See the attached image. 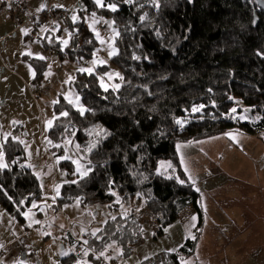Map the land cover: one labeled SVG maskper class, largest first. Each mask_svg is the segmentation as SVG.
<instances>
[{"label":"trees","instance_id":"obj_1","mask_svg":"<svg viewBox=\"0 0 264 264\" xmlns=\"http://www.w3.org/2000/svg\"><path fill=\"white\" fill-rule=\"evenodd\" d=\"M81 2L88 13L111 18L121 33L115 39L119 54L111 60L123 80L117 81L118 91L111 87L105 91L99 76L108 66H99L91 75L77 71L72 85L90 111L81 116L64 96L54 104L49 152L63 154L64 141L72 139L80 146L78 153L85 165L90 162L94 169L86 179L66 173L58 202L142 203L159 216L163 232L178 218L179 197L192 198L200 211L199 194L181 167L178 142L225 132L240 122L237 112L242 108L249 111L241 128L264 131V11L254 0H159L158 10L150 0H138L136 5L120 0L117 12L98 8L93 0ZM145 14L146 19L140 21ZM68 30L72 36L64 49L60 42L51 46L44 39L46 47L55 48L61 60L91 59L99 46L95 34L83 21L69 22ZM28 60L36 73L34 83L42 82L46 61ZM200 105H204L202 111H191ZM234 107L235 114L231 113ZM63 111L69 115L61 116ZM178 119L185 122L183 127L176 124ZM90 143L97 147L88 152ZM3 150L9 167L0 170V207L25 224L22 213L43 197L41 183L24 164L26 152L20 141L7 138ZM162 162L172 166L164 168ZM62 165L72 171L69 160ZM101 229L97 235L102 239L86 236L89 243L79 245L80 251L63 257L59 264H103L107 259L96 257L112 241L123 250L120 256L129 257L144 232L134 210L109 219ZM70 242L77 241L71 236ZM197 242L198 236L188 239L177 252L165 251L141 264H182L183 258L194 253Z\"/></svg>","mask_w":264,"mask_h":264},{"label":"rangeland","instance_id":"obj_2","mask_svg":"<svg viewBox=\"0 0 264 264\" xmlns=\"http://www.w3.org/2000/svg\"><path fill=\"white\" fill-rule=\"evenodd\" d=\"M23 3L25 14L32 23L23 29H28V34L32 38L26 44H22L19 40L21 32H16L10 40V46L5 45L3 48L4 58L6 56L10 60L6 61L5 65L7 68L19 70L15 63L11 62L12 54L20 50L32 52L33 56L38 58L45 57L42 59L47 63L45 79L38 83H34L32 79L24 88L20 83L16 85L15 78L10 82L3 81L0 70L1 109L2 111L5 109L7 115H9L7 112L11 113L16 124L22 126L16 137L24 144L26 151L24 164L31 167L38 176L43 197L34 201L37 207L32 208V204L28 207L25 213H28L29 209L31 212L27 217L25 216V224L0 207V244L4 245L0 248V262L14 264L15 261H12L10 256L15 254L16 261H23L24 264H59L65 257L63 253L67 252L69 255L80 251L79 245L84 244L86 236H93L92 232L101 229L105 221L118 215H125L137 205L121 203L119 206L107 204L87 206L79 202H58L57 197L55 201L51 199L56 196V187L59 186L60 189L67 179L66 173L75 175V179L79 177L75 174L77 164L73 161L85 165L78 153L77 143L72 139L64 141L63 154L56 156L49 152L48 131L56 118L54 104L60 96L64 98L67 96L73 100L76 96L80 97L72 85L80 68H92L93 72H97L99 66H108V70L99 77H104L105 85L109 87L111 84H119L117 83L119 78L113 75L109 80L106 74L119 73L122 76V72L112 64V57L108 56L109 44L113 43L112 38L115 35L113 31L115 26L113 24L109 27L104 21L111 22L113 21L111 18L96 14V19L100 22L94 25L95 31H93L89 27L92 23V13L84 10L81 0H23ZM42 3L46 4V8L37 12L36 9ZM56 5L64 7H54ZM52 9L66 10L69 22L76 24L83 21L95 36L96 32H99L100 39H97L99 46L91 59L78 63L68 62L61 60L54 50H46L43 47L40 41L42 36L40 38L39 34L42 28L53 32L54 42L69 39L68 29L60 25L48 28L49 21L45 19L43 13ZM73 15L79 17L75 23L71 20ZM34 23L37 24L38 31H34ZM15 27L13 20L12 28ZM101 39L106 43L101 44ZM48 40H51V35ZM61 47L65 48L63 44ZM93 60L97 61L95 65ZM100 60L106 63L100 64ZM23 67L34 72V68L28 62H25ZM79 104H81L80 100ZM244 110L242 108L241 112H237L238 118L245 116ZM49 121H52L51 126L48 124ZM239 121L246 122L245 119ZM240 122L220 134L189 142H178L177 146L180 147L177 148V152L181 167L193 188L196 191L197 188L199 189L197 192L202 209L200 213L197 212L196 220L192 225H187L186 228L188 232L191 228L195 227L196 232L200 228L203 229L202 234H212L217 236V239L221 238L218 243L220 252H226V247L229 245L230 247L242 245L246 251L243 253L256 250L264 256V131L254 133L245 131L241 128ZM228 133L235 138H230ZM64 160L71 162L72 171L66 166H61ZM4 161L6 162L5 157ZM162 167H167L166 162L162 163ZM190 176L195 183L189 179ZM143 209L150 213L146 208ZM137 210L142 209L137 208ZM151 215L154 214L150 213ZM37 220L40 221L39 224L34 222ZM142 222L144 232L135 244L133 254L122 257L116 251V246L110 248L106 254L111 257L107 259L109 264H140L142 260L157 257L165 251L174 249L175 251L172 252H177L183 246L184 230L178 222L174 221L165 227L163 232H160L161 226L157 217L154 220L146 217ZM71 236L76 239L75 244L70 242ZM79 241L81 244H78ZM4 249L5 251L2 252ZM252 262L257 264L255 261ZM184 264L191 263L185 261Z\"/></svg>","mask_w":264,"mask_h":264},{"label":"crops","instance_id":"obj_3","mask_svg":"<svg viewBox=\"0 0 264 264\" xmlns=\"http://www.w3.org/2000/svg\"><path fill=\"white\" fill-rule=\"evenodd\" d=\"M12 21L13 19L8 12L0 13V70H1V73L3 74V81L10 82V81H13L15 78L16 85L20 83L22 87L26 88V85L29 84V82L32 79L34 82L36 73H35V70L34 72H32V71H29V69H25L23 65L25 64V62H28L31 65V63L28 60V57L37 58V59L39 58L36 56H33L32 52H31V55H28L29 52H21L20 50V51L14 52L12 56L10 57L11 62H14L17 69L19 70L6 67L5 62L10 61V60L8 59V57L6 58V56L4 58L3 48L5 45L10 46V40L12 39L14 34L16 32H21L19 34V40H20V43L22 44H26L27 42H29V39L32 38L31 35L29 34L25 35L22 32L23 28H16V27L12 28ZM36 28L37 30H39L38 26H36ZM50 35H51V40H48V37ZM44 39L46 40L47 44H50L51 46H53L54 44H57L58 43L57 41L54 42L55 35L53 34V32L46 31L42 39H40V41L46 50L55 51V48L46 47ZM43 61H46V60H43ZM22 74H25L26 76H23ZM44 79H45V75H44ZM1 107H2V100L0 99V145L3 146V143L7 138H12L14 140H18L21 142L22 140L16 137V134H18V131H20L22 126L20 124H16V121L14 120V117L11 115V113L7 112L9 114L7 115L6 110L3 108L5 111L4 110L2 111ZM0 150L4 152L3 147ZM4 157H5V154H4ZM176 204H177V209H178V218L176 219V223L178 222L180 226L183 227L182 229L184 230L183 233H184V238H185L184 241L186 242V240L191 239L189 238L190 236H195V237L198 236V242H197L196 249L194 250V253L191 256L183 258L182 259L183 262L188 261L191 264H252L253 263L252 261H255L257 262V264H264V256H262L261 252L259 251L253 250L250 253L248 252L243 253V251L245 250L243 249L242 245H237L235 247L234 246L230 247L229 245L226 247V252L223 253V252L218 251V247H219L218 243L221 241V238L217 239V236H214L212 234H205V233L202 234L203 229H200V228L196 232L195 227L191 228L188 232L186 226L192 225V223L194 222L192 220V217L193 216L196 217L197 212L200 213L202 210L200 202H199L200 211L196 210L197 208L194 205L192 198L190 197H179L176 201ZM137 208H141L142 210L138 211ZM143 208H145L143 204L138 203L136 206H133L129 211L134 210L135 214L137 215L141 223H143L142 221L146 217H149L150 220H154V218L157 217V220L159 221V216H155V215L150 216V213L145 211ZM140 212H143L142 215L139 214ZM152 216H154V218ZM185 242H183V245ZM234 244L236 245L237 242H235ZM239 251H241L242 253ZM190 259H192V261Z\"/></svg>","mask_w":264,"mask_h":264},{"label":"snow or ice","instance_id":"obj_4","mask_svg":"<svg viewBox=\"0 0 264 264\" xmlns=\"http://www.w3.org/2000/svg\"><path fill=\"white\" fill-rule=\"evenodd\" d=\"M93 2H94V4L98 8H106V9L110 10L111 12H117V11H119V3H120V0H93ZM122 2L124 4L136 5L138 3V0H122ZM150 2L152 3V5L157 10L160 8V2H159V0H150ZM255 2H257L259 4H264V0H255ZM9 7H11V4L10 3H9ZM54 7H64V6L63 5H56ZM139 7H143V4H139ZM45 8H46V4H43L42 3L36 9V11L37 12H40V11H43ZM146 15L147 14L141 15L139 17L140 21L143 22L146 19ZM91 18H92V23L89 25V27L92 28L93 31H95L94 25L96 23H99L100 21L96 19V13L95 12H93L91 14ZM78 19H79V17L76 16V15H73L71 17V20L73 21V23H75ZM104 22L107 23L109 25V27H111L115 23L114 21H111V22L110 21H104ZM57 30H58V26H57ZM41 31L42 32H45V31H47V29L42 28ZM65 31H67V30H65ZM113 31H114L115 35L112 38L113 43L109 44V49H110L108 51L109 58H111V57L119 54V50L114 46V42H115V39L116 38L120 37L121 33L118 30H116L115 28L113 29ZM22 32L25 35H27L28 34V29H22ZM68 36H69V38H71L72 33L69 32L68 33ZM96 37H97V39H100L99 32H96ZM60 43L63 44L64 46H67L69 44V39H61L60 40ZM100 43L101 44H104V43H106V41H104L103 39H101L100 40ZM28 55H31V53H28ZM39 58L40 59H45V57H43V56H40ZM133 59H140V57L133 56ZM96 63H97V61L96 60H93V64L95 65ZM99 63L100 64H104V63H106V61L100 60ZM79 71L80 72H87L88 74L91 75L92 72H93V69L92 68H80ZM33 75H34V73H33ZM106 75L108 76V79L109 80H111L113 78V75H115L116 77H118L120 80H123V77L120 76L119 73L106 74ZM67 82L68 81H66V83ZM100 82H101V87H103L105 91H108L109 90V85H105L104 77H100ZM110 87H111V89L113 91H118L119 88H120V84H111ZM65 99L68 100V103L69 104H73L74 106L77 107V110L79 111V114L81 116H83L86 112L90 111V109H87L82 104H79V100H80V97L79 96H76L74 100L73 99H69L67 96H65ZM229 99H234V98L233 97H229ZM203 107H204V105H200L198 107H193L191 111L193 113L199 112V111H202ZM244 111L247 112V111H249V109H245ZM236 112H237V109L235 107L231 109V113L235 114ZM60 115L63 116V117H67L69 115V113L67 111H63V112L60 113ZM232 118L235 119L236 117L235 116H232ZM239 119H246V117L245 116H240ZM175 122H176L177 125H179L181 127H183L184 126V123H185L184 121L179 120V119L176 120ZM48 124H49V126H51L52 121H49ZM227 135H229L230 138H233V139L235 138V137L232 136L231 133H228ZM21 143H23V142L21 141ZM57 146H59V145H57ZM2 147L3 146L0 145V149H2ZM76 147H77V149H79L80 146L79 145H76ZM96 147H97V143H90L89 146L87 147L86 151L91 152ZM179 147L180 146L178 145L177 148L179 149ZM65 158H68V157H65ZM182 162H183V158H182ZM73 163L77 164V169H76V173L75 174L79 175L80 179H86V178H88L89 175H90V173H92L94 171V169L90 165V162L87 165H84V164H81L79 161L74 160ZM171 166L172 165L170 163L167 165V167H171ZM8 167H9L8 163H6L4 161V152L2 150H0V170L7 169ZM185 171H187V169H185ZM189 179L192 180L193 183H195L194 179L191 176L189 177ZM77 182L78 181H72V183H77ZM110 183H114V181H112ZM180 183L183 184L184 181L181 180ZM0 191H3L2 186H0ZM197 191H199L198 188H197ZM111 195L116 196V193L115 192H112ZM57 196H59V186L56 187V196L51 197V199L53 201H55ZM9 199H11V197H9ZM118 201H119V198L117 197V202ZM23 202H24L23 200L20 201L21 204H23ZM35 207H37V205H36L35 202H33L32 203V208H35ZM30 212H31V209H29V212L28 213H22V215H24V216L27 217ZM113 219H115V217H113ZM192 220L193 221L196 220V217L193 216L192 217ZM34 222L37 223V224L40 223V221H38V220L37 221H34ZM105 223H107V221H105ZM29 226H31V225H29ZM61 227H63V226H61ZM102 231H103L102 229H96L95 231L92 232V235L95 236L97 239H102V237H100V236L97 235V233L102 232ZM45 235H50V234L49 233H45ZM189 238L196 239L195 236H190ZM83 243L84 244H88L89 242L87 240H84ZM115 245H116V241H112L111 243L106 244L105 245V248L99 252V255L96 258L97 259H100L101 257H103L104 259H110L111 257H109V256L106 255L107 249L114 248ZM3 247H4V245L3 244H0V248H3ZM116 251L118 252V254L123 255V250L122 249L116 248ZM170 251H175V250L172 249ZM84 254L87 255L88 254V251L85 250V253ZM63 255L66 256V255H68V253L65 252V253H63ZM0 264H2V262H0ZM14 264H24V262L23 261H15ZM77 264H80V262H77ZM84 264H87V262H84ZM182 264H184V262H182Z\"/></svg>","mask_w":264,"mask_h":264},{"label":"built area","instance_id":"obj_5","mask_svg":"<svg viewBox=\"0 0 264 264\" xmlns=\"http://www.w3.org/2000/svg\"><path fill=\"white\" fill-rule=\"evenodd\" d=\"M9 3L11 7H9ZM8 12L12 19L14 20L16 28H23L32 25L31 19L27 17L24 10L23 0H0V13ZM45 19L49 21V27H53L56 25L62 26L64 29H68L69 26V16L68 12L62 9H52L45 13ZM34 31H38L34 23ZM46 32V31H45ZM45 32H39L40 36H44ZM5 249L2 251L4 252ZM11 260H17L15 254H11ZM103 264H109L108 261H103Z\"/></svg>","mask_w":264,"mask_h":264},{"label":"water","instance_id":"obj_6","mask_svg":"<svg viewBox=\"0 0 264 264\" xmlns=\"http://www.w3.org/2000/svg\"><path fill=\"white\" fill-rule=\"evenodd\" d=\"M255 1V0H254ZM256 4H257V6L259 7V8H261L263 11H264V4H259V3H257V2H255Z\"/></svg>","mask_w":264,"mask_h":264}]
</instances>
